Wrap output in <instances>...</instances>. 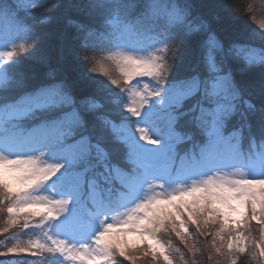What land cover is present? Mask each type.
Segmentation results:
<instances>
[{
  "label": "snow or ice",
  "instance_id": "6c2138e0",
  "mask_svg": "<svg viewBox=\"0 0 264 264\" xmlns=\"http://www.w3.org/2000/svg\"><path fill=\"white\" fill-rule=\"evenodd\" d=\"M0 45V258L264 264V0H0Z\"/></svg>",
  "mask_w": 264,
  "mask_h": 264
},
{
  "label": "trees",
  "instance_id": "16d2710c",
  "mask_svg": "<svg viewBox=\"0 0 264 264\" xmlns=\"http://www.w3.org/2000/svg\"><path fill=\"white\" fill-rule=\"evenodd\" d=\"M235 22L238 25V27L240 29L243 30V33L245 36H248L249 34L256 32L257 29L255 27V25H253L252 23L249 22L248 18L246 16H238L235 18ZM114 71V70H113ZM114 74H116L114 72ZM99 85L101 87V89L103 90V92L107 93L109 96L115 98V101L118 98V93L115 89H112L105 80H99ZM116 104V102H115ZM116 107V106H115ZM27 259H31V258H0V264H27L26 261Z\"/></svg>",
  "mask_w": 264,
  "mask_h": 264
},
{
  "label": "rangeland",
  "instance_id": "374dc122",
  "mask_svg": "<svg viewBox=\"0 0 264 264\" xmlns=\"http://www.w3.org/2000/svg\"><path fill=\"white\" fill-rule=\"evenodd\" d=\"M2 47H3V45H0V48H2ZM115 102H116V104H115L116 108H119L120 104H121V101L119 100V98H117V100ZM102 211H106V210H102ZM95 230H96L95 224H93L92 227L88 228L85 232L81 233L78 238L83 239L85 242H87L88 237H90ZM27 262H28V259H27L26 263ZM43 264H63V262H62V258H60L58 256H54V257H51L49 259H46L43 262Z\"/></svg>",
  "mask_w": 264,
  "mask_h": 264
}]
</instances>
